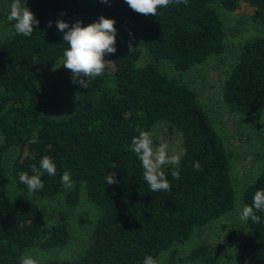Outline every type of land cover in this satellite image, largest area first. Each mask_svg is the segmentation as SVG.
<instances>
[{"label":"trees","instance_id":"obj_1","mask_svg":"<svg viewBox=\"0 0 264 264\" xmlns=\"http://www.w3.org/2000/svg\"><path fill=\"white\" fill-rule=\"evenodd\" d=\"M23 1L39 25L30 37L14 30L0 39V264H21L31 250L66 247L68 210L82 194L97 211L87 243L72 259L38 264H143L146 256L157 259L162 253L166 264H175L177 255L192 264H220L230 246L264 264V212L255 210L259 223L220 222L217 234L200 239L184 257L178 249L197 229L236 211L240 217L264 189L263 166L235 206L231 155L196 90L179 77L226 50L218 8L233 11L245 3L254 19L263 20L264 0H188L158 8L154 17L134 12L125 0ZM100 16L116 22L117 51L105 56L111 63L104 73L81 87L70 113L52 119L43 112L41 81L67 48L56 21L86 27ZM220 98L229 112L244 118L264 110V35L238 45ZM161 123L179 137L180 178L166 165L170 190L152 191L131 141L137 129L153 133ZM153 140L160 141L154 133ZM44 156L51 157L56 174L41 170L44 188L29 192L19 173L32 175L31 165L39 169ZM65 171L74 182L70 189L61 183ZM109 173L118 183L107 184ZM53 199L61 208L51 220L41 201Z\"/></svg>","mask_w":264,"mask_h":264},{"label":"rangeland","instance_id":"obj_2","mask_svg":"<svg viewBox=\"0 0 264 264\" xmlns=\"http://www.w3.org/2000/svg\"><path fill=\"white\" fill-rule=\"evenodd\" d=\"M11 2L12 0H0V39L8 37L15 30L12 26L14 22L7 19ZM22 2L25 3L23 0ZM217 12L224 23L226 50L179 77L196 90L200 103L207 109L214 126L224 139L231 155V175L237 199L236 206L239 204L238 200L244 187L256 178L264 166V110L250 118L229 112L220 98V86L224 75L235 60L238 45L256 36L264 35V19H254L253 8L245 3L233 11L218 8ZM164 69L169 73L173 71L167 65H164ZM171 75L173 76L174 73ZM173 77L177 79L175 75ZM41 89L43 112L50 118L57 119L65 117L73 109L74 99L81 86L72 82V73L63 67L62 58L41 81ZM153 133L157 138H163L168 142L169 154H179V137L175 132H169L166 124H157ZM41 205L51 220L61 208L58 199L42 200ZM96 215V209L82 194L79 204L68 210L67 222L70 229L68 245L58 252L31 250L27 253H30L38 263L53 257L64 259L76 257L88 241ZM233 217L236 219L234 220ZM239 219L236 211L233 215L211 223L209 227L197 229L192 240L178 246L179 257H184L200 239L204 240L210 235L217 234L220 222L237 223ZM162 255L156 259L158 264H166L167 254ZM177 256L175 264H192L188 260L178 261ZM220 264H255V262L237 246H230L224 249Z\"/></svg>","mask_w":264,"mask_h":264},{"label":"clouds","instance_id":"obj_3","mask_svg":"<svg viewBox=\"0 0 264 264\" xmlns=\"http://www.w3.org/2000/svg\"><path fill=\"white\" fill-rule=\"evenodd\" d=\"M101 3H108V0H101ZM125 3L136 13L145 16H156L158 8H166L172 3L187 5L188 0H125ZM8 21L14 22L13 27L17 34L30 37L34 31V25H39V20L23 3L22 0H12ZM115 20L100 16L97 22L82 26L81 21H76L69 26L64 20H57L56 27L63 34V42L67 48L63 52V67L72 73V82L79 83L81 87L88 88L92 79L101 76L107 65L111 61H106V55L115 54L117 51L116 37L117 29L114 27ZM52 26L49 22L48 27ZM133 49L129 45V51ZM139 135L132 138V151L135 153L143 168V179L152 191H168L170 183L164 166L172 167L171 175L174 179L180 178V154H169V144L163 138L159 143H154L153 133L146 130L137 129ZM32 159H35L33 155ZM194 167L199 170V163H194ZM49 176L56 174V165L51 157H42L39 169L35 164L31 165L32 175L28 171L19 173V181L25 184L29 192L35 193L44 188L41 179L42 171ZM115 173L107 175L108 185L118 183ZM61 183L66 189L73 187L74 182L69 171L63 172ZM253 204L245 205L240 213L242 221L251 219L254 223H259L261 217L255 211L264 212V189L257 190L253 196ZM255 210V211H254ZM21 264H38V261L25 253L21 258ZM143 264H158V261L151 256H146Z\"/></svg>","mask_w":264,"mask_h":264}]
</instances>
